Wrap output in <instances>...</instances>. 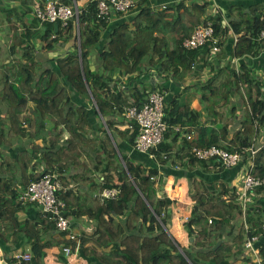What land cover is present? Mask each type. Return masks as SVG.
I'll list each match as a JSON object with an SVG mask.
<instances>
[{
	"label": "trees",
	"instance_id": "1",
	"mask_svg": "<svg viewBox=\"0 0 264 264\" xmlns=\"http://www.w3.org/2000/svg\"><path fill=\"white\" fill-rule=\"evenodd\" d=\"M232 1L233 4L227 8V17L221 10L207 16L206 10L201 7L177 6L168 9L172 13L158 8L148 9L133 16L131 22L118 23L111 30L100 55L102 69L97 72L89 71L86 59L91 48L98 44L102 30L114 24L96 19L94 1L90 0L85 8H81L78 16L79 55L76 49L64 59L52 60L55 66L47 70L40 68L42 63L36 59L34 42L39 40L44 49L51 50L61 32L68 34V39L76 38L75 19H70L63 31L58 23L56 31L54 23L39 25L40 29L37 30L23 31L15 25L14 13L7 12L6 17L13 22L6 27L12 32L9 50L16 58L12 63L0 66V103L4 105V110H0V187L6 188L0 195L9 193L10 187L17 189L20 182L26 188L47 173L55 175L76 166L89 168L94 165L101 170V177L96 173L95 177L84 178L89 184L88 192L78 196L71 189L65 193H55L65 205L67 218L87 216L94 223L95 230L91 236L75 235L81 241L79 254L87 264H229V258L236 255L234 249H242L247 237L258 236L263 222L260 219L257 224L250 222L251 218L260 217L254 208L243 210L237 201L235 189L232 188L230 194L227 183H216L219 169L214 168L217 161L196 160L188 148L190 145L201 148L215 146L228 153H240L250 148L256 130L254 124L257 123L251 110L257 106L258 119L264 109V102L260 100L261 87L250 78V70L243 65L235 70L232 64V59L254 56L263 46L264 40L258 41V34L264 24V0ZM44 2L41 0L39 4L43 5ZM31 3L32 0L26 3L28 10ZM225 21L228 27L224 25ZM207 22L212 25L217 49L212 51L211 45L206 44L194 51L183 50L182 41L192 34L194 28ZM228 31L237 38L231 51L226 49L230 35ZM199 50L210 54L206 63L210 67L211 77L202 87L204 92L200 99L204 109L199 112L185 105L181 108L175 99L177 97L170 100L177 114L169 111L164 104V120L172 125L195 126L198 139L187 143L177 153L168 155L171 143L180 136L173 134L171 137L173 132L169 130L172 133L166 136H170V143H162L148 154L132 153L131 147L138 134L137 126L132 132L120 130L119 127L129 124L124 117L125 110L131 106L140 107L147 92L143 90L141 94L138 89H132L128 98L133 101L130 104L117 85L109 87L110 77L104 76V73L131 75L145 64L146 68L154 69L158 74L167 75L175 83L181 84L190 73ZM164 75L163 80H167ZM68 87L77 93L79 100L92 99L100 115L107 119L105 129H101V142L90 138L85 130L86 109L70 105ZM232 99L243 106L244 114L237 130L228 139L229 126L237 124V107H232L230 116L223 107L232 103ZM181 109L182 112H179ZM201 116H206L211 128L200 124ZM46 125L53 130L49 132L48 139L45 138ZM60 125L69 134L63 141L59 136L61 131H58V136L53 133ZM20 139L31 141L30 151L22 150L25 144ZM38 140L41 146L35 145L34 142ZM118 140L129 147L124 150ZM16 141L17 146L14 145ZM99 151H102L101 155H98ZM36 152L37 158L34 157ZM149 154L153 157L150 158ZM163 155H166L165 159ZM42 163L41 173L37 172ZM256 164L253 175L263 174L264 148L258 152ZM210 165L214 167L210 169ZM182 168L192 174L187 175ZM169 175L188 178V196L193 202L189 217L182 223L187 241L185 235L175 233L181 243L169 233L170 219L174 234L178 229L177 218L186 216L190 200L183 198L185 179L180 178L173 183V178L169 177L167 192L176 195L179 201L171 217L170 206L175 201L167 198L165 193L160 195V186L165 181L158 184L162 177ZM63 184L67 186V183ZM260 188L264 189V186ZM110 189L119 190L117 197L101 201L100 193ZM95 191H99L97 196H93ZM244 218L246 221L248 219L250 231L245 228L248 224L246 221L244 223ZM0 222L8 235H24L26 238L31 252L25 248L19 254L27 253L31 258L23 264H45L37 223L19 224L13 211H6L2 201ZM42 224L43 237L58 233L60 257L65 255L62 251L65 246L70 248L68 255L75 251V241H68V233L55 227L52 215L46 214ZM2 235L6 236L5 233ZM218 242L220 244L215 248ZM258 243L253 245L259 249V258L264 264V233Z\"/></svg>",
	"mask_w": 264,
	"mask_h": 264
},
{
	"label": "crops",
	"instance_id": "2",
	"mask_svg": "<svg viewBox=\"0 0 264 264\" xmlns=\"http://www.w3.org/2000/svg\"><path fill=\"white\" fill-rule=\"evenodd\" d=\"M73 1L77 4V6L81 8H85L90 0H62V2L66 5H73ZM41 0H32V3L29 7L30 10L27 8L28 0H0V66L3 64H8L12 63L14 61V58L16 56H13L10 53V37L12 35V32H9L7 30V26L13 24L11 22V18L9 21V18L6 16L7 12H12L14 13V17L16 19V24L18 25V29H21L23 31L27 30H37L40 29V24L33 16V5L40 3ZM234 1L232 0H146L144 5L149 4V6H144L143 8L139 9L136 12H133L125 17L119 16V15H114L108 21L110 24L114 25H109L107 30L103 29L102 30V35L100 37V40L96 46L91 48L89 51V55L86 59L87 67L89 71L91 72H97L101 70L102 64H101V53L104 51L107 40L109 38L111 30L115 27L118 26L117 24L120 22L124 21H130L133 16H136L140 14L144 10L148 9H156L158 5L164 4L167 6V11L172 13V10L168 9H174L177 6L181 7H192V6H197L203 8L207 16H210L211 14L216 13L218 10H221L223 14H227V8L229 5L233 4ZM5 16V17H3ZM119 18H116V17ZM227 17V16H226ZM131 22V21H130ZM44 24V23H43ZM20 25V26H19ZM35 25H38L37 27ZM40 25V26H39ZM224 25L228 27V23L226 21L224 22ZM61 28V27H60ZM57 30V29H56ZM61 31L62 28L60 29ZM39 31V30H38ZM230 31V30H229ZM228 31V32H229ZM228 36V46H226V49L231 51L233 49L234 43L233 41V35H231V32ZM69 35L65 34V32H61L60 35L56 37V42L53 45V48L51 50H48L47 48L44 49V45H42L39 40H36L34 42L35 47H36V54L40 53L41 54V60L39 62L42 63L40 66L41 69H51L52 67L55 66L54 62L52 60H58V59H64L73 52H76V49L78 47V42H79V36L77 38H70L68 39ZM259 41V40H258ZM262 45L259 49L256 55L254 56H246L242 59H232V64L235 68V70H238L241 65L245 66L248 68L251 72L250 78L257 82L259 86L261 87V97L260 100L264 102V42H262ZM77 46V47H76ZM230 46V47H229ZM229 47V48H228ZM79 49V48H78ZM79 53V52H78ZM229 53V52H228ZM209 54V53H208ZM204 52V50H199L196 52L195 55V62L192 65L193 69H191L190 73L188 76H186L185 80L181 84H177L174 82V80L170 79L167 75H164L167 80H163L162 78V73L161 74H156V71L154 69H149L146 68L145 64L142 65V68H140L136 73H133L131 75L128 74H119V73H104V76L110 77L111 82L109 83V87L117 85L119 89H121L125 93V97L128 99L131 94H132V89H138L140 93H143V90L147 92H151L152 90L155 89H160L164 96V104L165 106L167 105L169 111L172 110L173 113L177 114V110H173V104L171 103V99L174 97H177V103L178 106L181 108L185 105L187 106L190 110L193 111H199L204 109V106L200 104V99L201 95L204 91H202V87L206 84L208 79L211 77V70L208 64L206 63V59L209 57V55ZM231 54V52H230ZM1 78V75H0ZM0 89H1V82H0ZM68 93L70 94V105L72 107H82L86 109L87 112V126H85V130L89 133L90 138H92L95 141L101 142L103 139V134L101 129L105 127L106 123V118H103L100 113L97 110L96 104L92 101V99L87 100H79L77 93L70 87H68ZM144 94V100L146 99V96ZM129 103L132 104V99H128ZM170 101V102H169ZM232 103L226 104L225 107H223L224 112L227 114V116H230V110L232 107H237V112H235V120H236V126L230 127L229 126V133L227 138L230 139L233 135V133L237 130V127L239 126L240 121L243 118V106L239 105L237 103L236 99H232ZM144 102V101H143ZM142 102V103H143ZM232 104V105H231ZM142 105V104H141ZM140 105V106H141ZM0 110H4V105L0 103ZM257 106L252 108L251 110V115L253 119L256 120V124H254V127H256L254 137H253V142L250 148H252L255 152L253 155H251L247 150L250 148H247L243 151H241L242 157L240 159V162L233 167L226 168L222 166L219 162L217 163V166L214 169H219V174H218V181L216 182L219 184L220 182H225L228 185L229 188V193L232 194V188L235 189L239 197V194L241 192V186H242V178H239L240 174L244 173V175L249 171L250 166L253 164V169L254 171L255 168H257L256 164V158L258 152L264 148V109L261 110V114L259 115V118L256 119L257 114H256ZM95 112V114H94ZM182 112V109L181 111ZM48 122V120H47ZM200 124H202L204 127H212L211 125L208 124L206 120V116H201L199 118ZM178 124V123H177ZM172 125V124H171ZM176 125V124H173ZM180 125V124H178ZM182 126V125H181ZM182 127H189V125H185ZM195 127V126H193ZM196 128V127H195ZM213 128H216L215 126ZM120 129V127H119ZM51 127L49 125H46V136L45 138L48 139L50 137V131ZM121 130V129H120ZM53 131V130H52ZM58 131H61V134L59 135L60 138L63 140L68 138V131L65 130V128L60 125L56 128V131L53 132L54 135L58 136ZM172 131V130H171ZM171 131L168 130V132L164 136L163 143H170V136L167 137ZM173 132V131H172ZM171 132V133H172ZM175 133L173 132L171 137L174 136ZM196 134H197V139H198V131L196 129ZM21 142H24L25 146L23 147L22 150H31L32 143L30 140H25V139H20ZM35 145L41 146L42 143L40 140L34 142ZM120 147L126 150L129 146L123 142H119ZM189 144V143H188ZM187 142L183 139V137L180 135L179 139L175 141L174 143H171V152H168L167 154H174L180 151L182 147H185L188 145ZM14 145L17 146V141L14 142ZM59 145H61L59 143ZM132 153H135L137 151L134 150L133 147H131ZM127 153V151H125ZM13 153V151H12ZM131 153V155H132ZM139 153V152H138ZM102 151L98 152V155H101ZM34 157H38V153H34ZM213 164V163H212ZM44 163H42L41 167L37 169V172H40ZM214 166L210 165L209 168L212 169ZM172 170H174L172 168ZM182 171L185 172L187 175H191L190 171L183 169ZM264 172V171H263ZM41 173V172H40ZM101 177V170H97L94 165L92 167L86 168V167H81V166H76L75 168H72L70 171L68 170H62L61 173H54L57 176L58 182L60 184V190L61 192L65 193L68 189H71L74 195L78 196L80 193L88 192L89 191V184L85 182L84 178H91L95 177L94 174H96ZM193 173H196L193 172ZM172 177L173 178V183L177 181V179H185L184 181V186H185V191H184V199L188 198L190 200L189 203V208L188 212L186 213V217L183 216L181 217L178 222H179V227H182L183 221L189 217L193 202L191 198L188 196V190H189V180L187 177L182 176L179 178H175L173 175H169L166 178L164 177V181L166 183L165 187H167L168 184V178ZM83 181V182H81ZM20 182V181H19ZM63 182L67 183V186L63 184ZM86 183V184H82ZM240 183V185H239ZM15 187H10L8 189L9 193H5L0 195V201L3 202L4 206L6 207V211L12 210L14 213V217L17 220L19 224H25L26 222H35L37 223V229L40 230V242L41 246L40 248L42 251H44L45 256H44V263L45 264H87V261L80 256V248L75 249L73 253L70 255L64 257H60L59 254V236L58 233H52L49 234L45 237H43V232H42V221L45 219V214L39 209L38 205L32 204V203H23L19 200V197L22 193V191L25 189L22 187V183L20 182L17 185V189ZM5 187H0V194L2 191H5ZM91 193V192H90ZM99 191H95L93 193V196H97ZM165 193L166 197L173 200L171 198V195L168 194L167 189H162V192L160 194ZM173 196H176L172 194ZM176 199V198H175ZM174 199V201H176ZM178 199V197H177ZM238 201V200H237ZM253 207L255 210V213L259 214V218H251L250 222H254L257 224V220L260 219L262 224H260V228L264 226V189L263 188H258L254 191V194L252 196V202L249 203L246 206V209ZM260 209V210H259ZM171 211L173 212V208H171ZM171 212V213H172ZM74 214V213H72ZM172 217V215H171ZM69 227L71 228L72 232H74L77 236H91L92 233L95 230L94 223L87 217L83 216L79 219H76L74 216H69ZM246 221V218H244V223ZM247 226H245L247 231H250L248 219H247ZM171 224L172 220L170 222L169 226V231L171 229ZM252 227V226H251ZM183 229V227H182ZM184 230V229H183ZM2 233H5L6 236H3ZM264 233V230L261 229L259 236V240L256 241V244L261 241L262 235ZM174 238H176L175 233H171ZM186 241H187V235H185ZM178 241V240H177ZM61 242V241H60ZM180 242V241H179ZM181 243V242H180ZM259 244V243H258ZM90 244H88L86 247H88ZM183 246L185 244H182ZM28 247V248H27ZM28 249L27 251L31 252V248L26 244V238L24 235H13L10 234L8 235L6 228H4V224L0 222V264L2 262L8 263L12 259L13 256L16 254L21 253L24 251V249ZM257 248V247H256ZM238 251V252H237ZM234 252L236 255L231 256L228 260L229 264H257L256 260L252 257L250 253L245 251L242 247V249L237 250L234 249ZM236 259V260H235ZM247 259V260H246Z\"/></svg>",
	"mask_w": 264,
	"mask_h": 264
},
{
	"label": "built area",
	"instance_id": "3",
	"mask_svg": "<svg viewBox=\"0 0 264 264\" xmlns=\"http://www.w3.org/2000/svg\"><path fill=\"white\" fill-rule=\"evenodd\" d=\"M96 3V19L99 22H108L114 15H122L125 17L133 12L138 11L144 6V0H92ZM143 6V7H142ZM158 9L167 10V6L160 4ZM156 8V9H157ZM81 9L77 6L75 1L73 5H66L62 0H45L43 5L39 3L33 7V16L40 23H58L62 29L67 27L68 21L75 19V33L76 38L79 36L78 16ZM55 39V36H52ZM258 40H264V24L258 34ZM234 43L237 38L233 37ZM210 44L212 51L218 47L217 40L214 38L213 28L210 22L205 25H198L194 28L192 34L185 38L181 43V48L187 52L197 50L202 46ZM193 69V67H191ZM164 99L165 96L160 89H155L149 92L146 99L140 107L131 106L124 112V117L129 123L123 129H128L130 132L137 126L138 134L134 140L133 148L135 151L148 154L151 150H156L158 146L163 143L164 136L168 130H172L175 134L181 135L184 140L191 143L197 140L195 127H182L181 125H171L164 120ZM251 155L254 154L252 148L247 150ZM189 153L196 160L209 161L214 160L219 162L222 166L230 168L236 166L242 157V152L228 153L227 151L210 146L201 148L190 146ZM152 158V155H148ZM166 158V155H163ZM253 164L249 171L242 179L241 192L238 197L243 210L252 202L254 191L264 186V173L261 175H253ZM60 189V184L54 175L48 173L43 175L39 180L31 182L25 190L21 193L19 200L23 203H36L43 207V212L50 213L54 220L55 227L61 232H67L68 241H75L76 249L79 248L81 241L75 236L69 227V220L63 216L65 212V205L58 200L55 193ZM119 193L118 189L103 190L99 197L101 201L108 199H115ZM264 230V226L261 227ZM259 240V236L247 237L244 242L243 249L250 253L256 260L257 264H261L259 258V249L254 247V243ZM69 247H63V253L68 256ZM30 254H16L12 257L10 262L6 264H23L29 261Z\"/></svg>",
	"mask_w": 264,
	"mask_h": 264
},
{
	"label": "rangeland",
	"instance_id": "4",
	"mask_svg": "<svg viewBox=\"0 0 264 264\" xmlns=\"http://www.w3.org/2000/svg\"><path fill=\"white\" fill-rule=\"evenodd\" d=\"M3 17H5V16H3ZM75 52V51H74ZM73 52V53H74ZM78 52H79V49H78V47H77V55H78ZM156 74H158V72H156ZM122 128H124V126L123 127H120V129L122 130ZM104 129H105V127H104ZM103 134V133H102ZM90 166H92V165H90ZM244 176V173H242V174H240V176H239V178H242ZM163 177H162V179L159 181V183L158 184H161V183H163ZM167 183V182H166ZM166 183L164 182V185H162V186H160L162 189H165L166 187H165V185H166ZM239 185H240V183H239ZM171 198L173 199V201H174V199L176 200L175 202H174V204H172L171 206H170V209L171 208H173V210L177 207V204H178V199H177V197L176 196H173V195H171ZM172 212V211H171ZM171 215H172V213H171ZM186 217V216H185ZM170 220H172V218L170 219ZM178 225H179V222H178ZM169 233H173V231H172V229H170V231H169ZM174 233H179V234H183V235H186V233H185V231L182 229V227H179L178 229H175V232ZM177 234H176V238L175 239H177L178 241H180V239H178L177 238Z\"/></svg>",
	"mask_w": 264,
	"mask_h": 264
},
{
	"label": "water",
	"instance_id": "5",
	"mask_svg": "<svg viewBox=\"0 0 264 264\" xmlns=\"http://www.w3.org/2000/svg\"><path fill=\"white\" fill-rule=\"evenodd\" d=\"M54 29H55V31H56V29H57V24H55V23H54ZM78 55H79V53H78ZM41 57H42V56H41L40 53L36 54V59H37V60H38V59L41 60ZM161 194H162V193H161ZM161 194H160V195H161ZM39 209L42 211L43 207H42V206H39ZM44 214H45V213H44ZM65 214H66V213L64 212V213H63V216H65ZM47 215H48V216H51L50 213H47ZM219 244H220V243L218 242V243L216 244L215 248H216ZM1 264H6V263H5V262H2Z\"/></svg>",
	"mask_w": 264,
	"mask_h": 264
},
{
	"label": "clouds",
	"instance_id": "6",
	"mask_svg": "<svg viewBox=\"0 0 264 264\" xmlns=\"http://www.w3.org/2000/svg\"><path fill=\"white\" fill-rule=\"evenodd\" d=\"M145 1H146V0H144V3H145ZM123 130H124V129H123ZM187 143H188V142H187ZM190 146H191V145H190ZM190 146H189V148H190ZM189 148H188V150H189ZM223 150H224V149H223ZM225 151H226V150H225ZM54 176H55L56 179H57V176H56V175H54ZM59 190H60V189H59ZM59 190H58V191H59ZM38 206H39V205H38ZM42 212H43V209H42ZM43 213H45V212H43ZM46 214H47V213H45V215H46ZM52 216H53V215H52Z\"/></svg>",
	"mask_w": 264,
	"mask_h": 264
},
{
	"label": "bare ground",
	"instance_id": "7",
	"mask_svg": "<svg viewBox=\"0 0 264 264\" xmlns=\"http://www.w3.org/2000/svg\"><path fill=\"white\" fill-rule=\"evenodd\" d=\"M174 214L172 213V216H173ZM181 218V217H180ZM180 218H177V222H178V220L180 219ZM178 228H179V225H178Z\"/></svg>",
	"mask_w": 264,
	"mask_h": 264
}]
</instances>
